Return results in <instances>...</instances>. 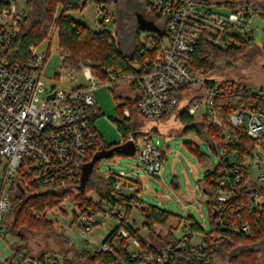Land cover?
<instances>
[{"label": "built area", "instance_id": "built-area-1", "mask_svg": "<svg viewBox=\"0 0 264 264\" xmlns=\"http://www.w3.org/2000/svg\"><path fill=\"white\" fill-rule=\"evenodd\" d=\"M28 1L0 0V242L8 243L4 224L12 206L11 192L15 187L28 189L34 179L44 178L59 184L64 191H76L84 167L103 151L100 135L94 126L95 119L99 117L93 98L96 80H101L110 89L114 84L134 83L143 95L138 109L145 120L175 114L181 107L183 94L193 87L197 91L189 101L197 100L188 107L187 113L196 118L206 115L211 123L216 122V100L219 97L239 90L255 93L247 85V88L224 85L221 81L205 77L202 71L196 73L190 68L192 54L202 38L223 50L250 43L253 38L250 35L251 22L256 15L252 9L233 11L225 6L210 5L211 0H151L150 9L159 19L155 24L162 40L157 36L148 43V49L157 50V54L145 75L128 78L117 76L106 67L93 69L84 66L82 84L69 92L51 88L40 99L47 50L43 56L34 53L31 59L21 64H12L8 59L9 47L20 35L18 23L27 13ZM96 10V23L112 21L108 4H98ZM56 33L54 29L50 41H47L48 46ZM138 67L136 64L135 68ZM102 73L106 75L104 79L101 78ZM256 93L264 95V89ZM124 117L129 119L128 110L124 111ZM229 122L223 142L236 145L241 136H246L253 142V154L244 159L237 151L216 147L219 166L214 195L216 218L210 222L209 235L192 233L190 228L184 227L179 245L168 246L158 253L145 251L140 242L132 238L129 240V254L133 262L212 264L213 249L208 240L212 239L213 243L217 228L249 234L251 226L244 212L255 211L258 219L264 214V115L239 111L230 115ZM129 141L135 143V154L147 175L161 178L167 155L160 149V141L153 136L136 138L133 135L125 143ZM28 172L34 175L31 181L26 179ZM246 177L245 191H241L239 185ZM139 188L137 182L119 180L112 193L114 205L99 197L95 205L81 209L77 213V223L82 236L87 238L99 224L98 216H102L103 221L114 218L118 225L122 224L126 209L120 201L133 197ZM125 204L132 210L142 209L139 203ZM119 234L128 238L124 227ZM195 236L200 238L196 241ZM119 239L116 238L112 245L105 243L104 239L94 254L117 257L115 247ZM17 264L60 263L49 257L41 260L20 253Z\"/></svg>", "mask_w": 264, "mask_h": 264}, {"label": "trees", "instance_id": "trees-1", "mask_svg": "<svg viewBox=\"0 0 264 264\" xmlns=\"http://www.w3.org/2000/svg\"><path fill=\"white\" fill-rule=\"evenodd\" d=\"M133 2H141L152 17L146 18L152 22L156 31L143 29L141 26L132 33L133 38L129 41L122 40L118 42L116 37L121 34L125 35L126 27H121L120 21L115 19L114 33L107 30V23L104 20L99 21L100 30L94 31L83 23L76 21L72 13L83 12L89 4L107 3V0H29L27 3V13L18 23L20 27V35L11 43L8 51V59L12 64L25 63L33 57L35 51L45 42L50 41V35L54 29L58 33L60 53L63 58L62 67L66 70L80 71L82 67L89 66L93 69L106 67L115 75H124L128 78H140L145 75L147 68L150 66L157 54V50L148 49L146 45L139 42L141 30H147L158 35L162 40V34L156 26L158 18L150 9L151 0H131ZM210 5H218L228 7L230 10H246L252 9L256 14L264 16V0H211ZM129 8H136L131 3ZM137 15V14H136ZM156 39V37H154ZM263 48L255 46L254 38H251L250 43L243 45L240 48L223 50L212 46L206 39L202 38L198 43L195 52L192 54V62L190 68L198 73L203 72L207 78L217 80L214 76L219 69H232L242 62H246L249 56L262 55ZM138 68H135V65ZM105 73H102L101 78H105ZM224 85H241L247 88L246 83L238 82L234 79L217 80ZM122 84H114L112 94L115 101H123L117 104L119 118L115 120L120 129L125 133L127 138L130 135L136 138L142 136H152L157 132L154 128L150 132L140 130L137 119L141 118L139 114V103L143 98L142 92L134 83L129 82V90L132 93L131 97H124L119 88ZM181 100V98H180ZM197 98H193L184 107H179L175 112L177 120L183 125L181 133L188 131L195 132L200 139L207 143L212 152L215 153L216 147H222L229 151H237L245 159L253 154V142L246 136H241L240 142L236 145H229L223 142L225 131L230 127V115L239 111H250L264 115V95L259 93L235 91L232 94L223 95L216 100V122L211 123L207 116L201 118L190 116L187 113L188 107L194 103ZM130 112L129 119L124 117V111ZM171 115L163 117L161 120H166ZM139 117V118H138ZM100 142L103 146V151H109L115 145H106L101 137ZM189 150L195 153L200 163H208V157L200 152L197 146H188ZM116 155V154H114ZM113 155V156H114ZM111 156V157H113ZM109 157V158H111ZM108 159V158H107ZM103 160V159H102ZM101 161V160H100ZM98 161L94 170L89 177L86 186L83 190H79L81 179L77 181L76 191H64L59 184L51 183L44 178H36L30 184V188L21 189L15 187L11 192L12 206L9 214L5 218V226L7 234H13L20 240L18 245L10 246L12 256L5 262L0 264H17L20 253H25L27 257L32 256L25 248V243L28 241V235L25 232L36 233L40 230L49 232L52 230L53 222L47 219L40 220L35 216V213H46L47 210L58 207L64 200H69L80 204V208L90 207L93 204L86 200L88 190H95L101 199L108 200L112 205V193L114 186L118 180L115 175L111 174L108 178H102L97 175ZM219 166L210 172L204 181L203 191L209 197V214L210 222L216 218L214 215L215 199L214 195L218 186L217 180L219 177ZM34 178L33 173L28 172L26 179L31 181ZM247 177L244 182L239 185L241 191H245ZM139 191L133 197L123 199L121 204L126 209V217L124 222L105 238V243L113 244L116 238H119L118 245L115 247L117 257L107 254H93L88 252H78L77 258L70 259L63 256V264H136L130 257V239H137L145 251L158 253L168 246H178L181 238L177 237L176 232L185 227L190 228L192 233H205L203 227L191 216H188L176 228H170L167 233L162 236L157 235L159 248L153 245L147 238L141 236L140 230L129 223V217L132 212L128 202L140 203L139 194L142 191L141 183L138 181ZM200 187V186H199ZM143 216V226L150 232L155 230V227H166L172 214L155 206H144L141 209ZM251 226V232L245 234L241 231L216 229L217 237L213 240H208V244L213 249L212 264H264V214L258 219L255 211L244 212ZM14 215L13 222H9L10 217ZM76 222L77 215L75 217ZM98 226V225H96ZM96 226L94 228H96ZM121 227H124L128 233V238H122L119 234ZM221 235V237H219ZM46 256L41 255L39 258L43 260ZM211 264V263H210Z\"/></svg>", "mask_w": 264, "mask_h": 264}, {"label": "rangeland", "instance_id": "rangeland-1", "mask_svg": "<svg viewBox=\"0 0 264 264\" xmlns=\"http://www.w3.org/2000/svg\"><path fill=\"white\" fill-rule=\"evenodd\" d=\"M131 3L136 8L137 15L134 14V9L128 6ZM106 4L111 7L113 16L112 21L107 24V30L114 33L116 27L113 21L115 19L117 23L120 21L121 27H126L125 35L121 34L116 37L118 42L132 40V33L141 26L139 18L141 20L152 17L149 12H146L141 2L107 0ZM96 9L97 5L91 3L83 12H74L72 16L76 21L85 24L92 30L99 31L100 26L95 22ZM251 29L250 35L254 38L255 46L263 48L264 16L256 14L252 19ZM157 36L153 32L141 30L139 42L146 45L149 39ZM59 47V37L56 33L49 46L48 42H45L35 51L36 55L43 56L47 50L41 79L44 87L43 93L39 95L40 99H43L51 88L69 92L84 82L83 67L80 71L66 70L62 67L63 58ZM214 77L222 81L234 79L246 83L249 89L258 92L264 89V53L258 56L251 55L246 62H242L232 69L223 67ZM95 83L97 88L93 98L99 112V117L94 121L95 129L104 144L109 146L125 144L127 136H124L125 132L115 122L119 118L117 104H121L123 101L120 100L118 103L115 101L112 94L114 88L110 89L101 80H96ZM127 84L124 82L119 90L124 97H131L132 93ZM196 91L197 88L193 87L183 94L181 107L187 104ZM137 120L140 130L150 132L154 128L157 129V132L152 136L155 140L160 141L159 147L162 151H166L167 155L161 178L148 176L145 168L139 163L137 154L133 156L116 154L111 158L101 160L98 163L97 175L108 178L113 174L118 180L139 181L142 186V191L139 194V206L152 205L172 214L166 227L157 226L154 231L150 232L143 226L144 219L141 210L135 209L131 212L129 223L139 229L141 236L147 238L157 248L160 246L157 235L164 236L170 228H176L188 216L193 217L205 228V232H208L211 228L209 197L203 191V185L206 176L218 166L216 154L195 132L181 133L183 125L177 120L176 113L166 120H145L143 118ZM190 145L197 146L200 152L208 157L207 164L199 162L197 155L189 150L188 146ZM85 198L87 201L96 204L99 195L91 189L87 191ZM80 210V204L66 199L58 207L50 211L47 210L46 213H35V216L40 220H44L47 216V219L53 222V227L49 232L42 230L36 233L25 232L28 235L25 248L32 256L45 255L52 260L56 259L60 264H63V256L75 259L78 252L85 251L93 255L102 241L117 228L119 223L114 218H107L103 221V217L98 216V226L88 234L87 238H84L75 220ZM13 220L14 215L10 217L9 222H13ZM181 227L175 233L178 238L182 237ZM199 238L195 236L196 241ZM7 241L8 243L6 241L0 242V262H5L12 256L10 244L18 245L20 243L18 237L13 234H8ZM220 264L227 263L220 262Z\"/></svg>", "mask_w": 264, "mask_h": 264}, {"label": "water", "instance_id": "water-1", "mask_svg": "<svg viewBox=\"0 0 264 264\" xmlns=\"http://www.w3.org/2000/svg\"><path fill=\"white\" fill-rule=\"evenodd\" d=\"M139 17V16H138ZM139 22L140 25L143 29H147V30H153L156 31V27L155 25L150 22L147 21L146 19H141L139 18ZM52 98L54 97V95L51 96ZM136 153V145L133 141H129L125 144H116L112 149H110L109 151H102L100 152L95 158L94 160L87 164L84 169H83V173H82V177H81V185L79 186V190H83L86 186V183L89 179V177L91 176L93 170H94V166L95 164L102 160V159H107L111 156H113L114 154H121V155H125V156H133Z\"/></svg>", "mask_w": 264, "mask_h": 264}]
</instances>
